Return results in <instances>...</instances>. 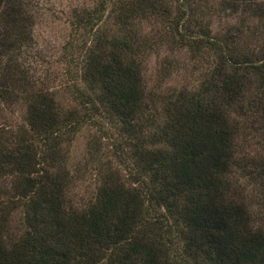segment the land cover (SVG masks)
Listing matches in <instances>:
<instances>
[{
  "label": "trees",
  "instance_id": "obj_1",
  "mask_svg": "<svg viewBox=\"0 0 264 264\" xmlns=\"http://www.w3.org/2000/svg\"><path fill=\"white\" fill-rule=\"evenodd\" d=\"M237 176L264 195V0H0V264H264Z\"/></svg>",
  "mask_w": 264,
  "mask_h": 264
},
{
  "label": "rangeland",
  "instance_id": "obj_2",
  "mask_svg": "<svg viewBox=\"0 0 264 264\" xmlns=\"http://www.w3.org/2000/svg\"><path fill=\"white\" fill-rule=\"evenodd\" d=\"M65 1V0H64ZM214 1V0H213ZM70 2V0H68ZM236 18H230L228 16H224L221 19L213 18L212 19V29L215 33H219L220 31H224L231 23L235 21ZM144 33L147 34L150 25L144 26ZM48 34V35H47ZM46 43H51V47H55V49H59L62 43L61 40L58 41L57 37H55L54 33L47 32L45 34ZM44 43V42H43ZM42 43V45H43ZM41 44H39L40 49L43 48ZM51 51H48L49 54ZM166 50L162 51L159 56L152 55L149 57L148 62L146 64V76L148 81H150L159 91L167 92L171 87H179L181 84H184L187 80L193 81L190 77L193 72V68L195 67L193 62L188 61V55L181 54L176 59L177 67L175 69L169 68V63L165 60ZM59 66V65H58ZM41 70V67L38 68ZM166 69L170 72V78H166L164 76ZM44 70V69H42ZM78 152L75 155H79L81 159H83V155L85 152V145L82 142L77 148ZM238 183H242L244 191V196L246 200L251 204V207L255 211L262 210L264 216V195L258 191V188L249 183L245 178H241L239 176L235 179ZM262 222H264V218L262 217Z\"/></svg>",
  "mask_w": 264,
  "mask_h": 264
}]
</instances>
